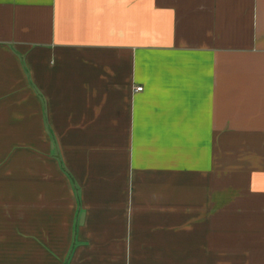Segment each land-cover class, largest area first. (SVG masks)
I'll use <instances>...</instances> for the list:
<instances>
[{"label":"crops","instance_id":"1","mask_svg":"<svg viewBox=\"0 0 264 264\" xmlns=\"http://www.w3.org/2000/svg\"><path fill=\"white\" fill-rule=\"evenodd\" d=\"M0 264H264V0H0Z\"/></svg>","mask_w":264,"mask_h":264},{"label":"built area","instance_id":"2","mask_svg":"<svg viewBox=\"0 0 264 264\" xmlns=\"http://www.w3.org/2000/svg\"><path fill=\"white\" fill-rule=\"evenodd\" d=\"M143 90V86H138L137 88H136V91H142Z\"/></svg>","mask_w":264,"mask_h":264}]
</instances>
